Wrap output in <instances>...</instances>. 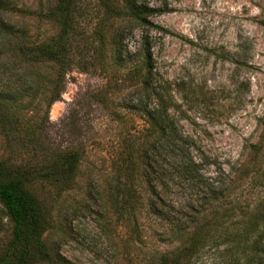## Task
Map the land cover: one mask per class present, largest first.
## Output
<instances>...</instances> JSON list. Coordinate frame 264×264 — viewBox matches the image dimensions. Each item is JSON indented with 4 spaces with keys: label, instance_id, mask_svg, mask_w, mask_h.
Wrapping results in <instances>:
<instances>
[{
    "label": "rangeland",
    "instance_id": "rangeland-1",
    "mask_svg": "<svg viewBox=\"0 0 264 264\" xmlns=\"http://www.w3.org/2000/svg\"><path fill=\"white\" fill-rule=\"evenodd\" d=\"M110 1L120 9L113 17H102L103 0H79L72 65L59 99L48 109V94L42 102L13 105L15 117L30 132L36 129L40 147L35 157L24 151L16 162L64 152L78 158L64 183L30 187L43 211L46 254L34 264L170 263L182 242L150 216L143 204L150 196L133 172L136 146L158 129L178 152L197 160L199 174L222 178L223 195L245 198V215L231 216L229 223L249 226V214L257 212L264 246V0H145L154 10L145 26L132 20L124 0ZM53 4L0 0L10 40L34 46L54 38L57 28L46 18ZM99 29L105 47L98 56L92 50ZM118 46L123 53L114 61ZM7 156L0 142V160ZM125 158L132 165L128 172ZM179 185V193L188 194L184 184L171 182L169 202L179 201ZM126 197L129 213L121 207ZM11 233L0 207V253ZM228 244L220 236L200 247L190 264H231Z\"/></svg>",
    "mask_w": 264,
    "mask_h": 264
},
{
    "label": "trees",
    "instance_id": "trees-1",
    "mask_svg": "<svg viewBox=\"0 0 264 264\" xmlns=\"http://www.w3.org/2000/svg\"><path fill=\"white\" fill-rule=\"evenodd\" d=\"M103 1L102 17H113L120 12L110 0ZM124 3L137 25H148L147 19L154 10L147 6L145 0H124ZM78 5L79 0H54L46 18L56 26L57 33L54 38L34 46L13 43L9 38L13 33L11 27L0 21V142L8 155L0 160V207L12 225L11 238L0 253V264H34L46 257L41 242L43 211L30 187L44 181L64 183L73 175L78 162L72 152L31 163L16 162L24 151L35 157L40 147L36 129L30 132L23 120L15 117L13 106L15 102H42L40 96L48 94V109L63 93L65 75L72 65V36L76 29ZM94 35L97 41L92 51L98 52L99 56L105 47L104 31L95 30ZM146 51L142 68L147 74L150 66ZM122 53L119 46L115 47L113 60H120ZM144 80L145 77L140 85L145 84ZM42 83H45L43 88ZM149 116L150 128L156 129L157 122L148 112ZM158 130L154 138L136 146L137 162L133 172L137 170L141 185L150 196L143 200L150 216L161 223L165 235L182 242V249L167 263L190 264L200 247L212 244L220 236H227L229 244L225 253L231 264H264L263 232L258 230L261 216L252 211L248 216L249 226L234 228L229 223L230 218L237 215L238 219L245 215L242 206L245 198L240 194L237 198L223 195L222 178L199 174L197 160L178 152L170 137L163 134L164 130ZM125 162V171L132 170L131 161L125 158ZM170 181L184 184L188 190V194L179 193L182 188L176 186L179 193L177 203L169 202L165 197ZM229 184L228 181L227 186ZM127 187L131 192V186ZM125 199L121 207L129 213L133 208L132 202L128 197ZM157 261L154 264H166L165 261Z\"/></svg>",
    "mask_w": 264,
    "mask_h": 264
}]
</instances>
